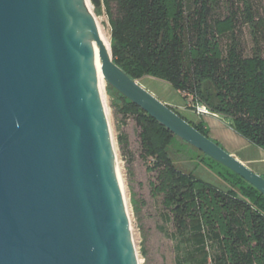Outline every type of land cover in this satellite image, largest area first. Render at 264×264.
Masks as SVG:
<instances>
[{"label": "water", "instance_id": "obj_1", "mask_svg": "<svg viewBox=\"0 0 264 264\" xmlns=\"http://www.w3.org/2000/svg\"><path fill=\"white\" fill-rule=\"evenodd\" d=\"M98 62L107 84L264 196L262 175L112 61L86 0H0V264H138Z\"/></svg>", "mask_w": 264, "mask_h": 264}, {"label": "trees", "instance_id": "obj_2", "mask_svg": "<svg viewBox=\"0 0 264 264\" xmlns=\"http://www.w3.org/2000/svg\"><path fill=\"white\" fill-rule=\"evenodd\" d=\"M115 6V15L106 6L115 64L132 79L168 82L264 150V14L250 0H191L188 7L185 0H116ZM240 7L253 42L250 55L236 35ZM108 89L131 109L144 156L153 159L151 192L174 225L175 264H264V196L227 168L216 171L229 183L227 191L177 170L152 129L167 143L178 137ZM180 116L209 137L203 119Z\"/></svg>", "mask_w": 264, "mask_h": 264}, {"label": "rangeland", "instance_id": "obj_3", "mask_svg": "<svg viewBox=\"0 0 264 264\" xmlns=\"http://www.w3.org/2000/svg\"><path fill=\"white\" fill-rule=\"evenodd\" d=\"M115 1L99 0L98 7H94L89 1L94 20L100 33L108 41L109 48L110 26L106 6L108 4L110 11L115 15ZM190 1L185 0L187 7ZM250 1L255 12L264 14V0ZM239 12L236 35L243 54L250 55L253 42L248 26L243 23L242 7ZM261 46L264 54V41H261ZM137 81L156 98L168 104L189 121L195 122L199 117L203 119V116L194 112L192 97L179 93L168 82L151 76H144ZM102 84L100 88L102 104L138 264H175L178 250L176 241L170 237V234L175 232V228L166 215L160 197L152 195L151 182L155 178V172L150 168L153 165V159L144 156L140 140V126L131 113V109L124 105L117 93L108 89V84L104 79H102ZM224 123L215 127L220 130L224 140L218 138L216 132L210 133V130L209 138L227 152L230 151L229 153L236 159L239 157L258 159L256 163H251L248 167L253 172L262 173L264 177V160L261 153L264 151L237 134L227 121L224 120ZM152 130L156 140L162 145L177 170L190 174L195 180L210 184L221 191L230 189L229 183L216 173V171L225 173V166L185 144L179 138L167 143L160 132Z\"/></svg>", "mask_w": 264, "mask_h": 264}, {"label": "crops", "instance_id": "obj_4", "mask_svg": "<svg viewBox=\"0 0 264 264\" xmlns=\"http://www.w3.org/2000/svg\"><path fill=\"white\" fill-rule=\"evenodd\" d=\"M203 116V120L205 121V123L207 124V126L209 127L210 133H214L216 132L218 134V138L224 140V138H222L221 132L219 129H215L216 126H220L221 124H225L223 120H221L220 117H218L216 114H212V113H208V114H204L201 115ZM217 130V131H216ZM261 151H264L263 149H261ZM230 152V151H229ZM262 153V159L264 160V152ZM242 163H244L247 167L249 164L251 163H256V160L258 159H250L248 157H239L238 158ZM262 173H260L261 175ZM263 176V175H262Z\"/></svg>", "mask_w": 264, "mask_h": 264}, {"label": "bare ground", "instance_id": "obj_5", "mask_svg": "<svg viewBox=\"0 0 264 264\" xmlns=\"http://www.w3.org/2000/svg\"><path fill=\"white\" fill-rule=\"evenodd\" d=\"M86 1H87L88 5H89V0H86ZM101 36H102V34H101ZM102 38H103V40H104V42H105V44H106L108 50H110L108 41L106 40V38H105L104 36H102ZM97 72H98V84H99V87L101 88L102 77H101V74H100V63H99V62L97 63ZM102 85H103V84H102ZM102 100H103V99H102ZM104 108H105V107H104Z\"/></svg>", "mask_w": 264, "mask_h": 264}, {"label": "built area", "instance_id": "obj_6", "mask_svg": "<svg viewBox=\"0 0 264 264\" xmlns=\"http://www.w3.org/2000/svg\"><path fill=\"white\" fill-rule=\"evenodd\" d=\"M193 107H194V112L197 115H204V114H208L209 113V111L206 109V107L204 105L195 104V105H193Z\"/></svg>", "mask_w": 264, "mask_h": 264}]
</instances>
